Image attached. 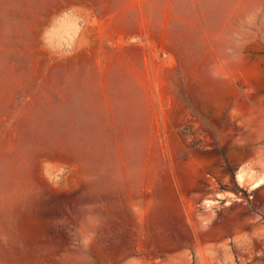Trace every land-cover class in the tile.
Segmentation results:
<instances>
[{
	"label": "rangeland",
	"instance_id": "rangeland-1",
	"mask_svg": "<svg viewBox=\"0 0 264 264\" xmlns=\"http://www.w3.org/2000/svg\"><path fill=\"white\" fill-rule=\"evenodd\" d=\"M0 264H264V0H0Z\"/></svg>",
	"mask_w": 264,
	"mask_h": 264
},
{
	"label": "bare ground",
	"instance_id": "bare-ground-1",
	"mask_svg": "<svg viewBox=\"0 0 264 264\" xmlns=\"http://www.w3.org/2000/svg\"><path fill=\"white\" fill-rule=\"evenodd\" d=\"M259 185V181L255 183V186H258Z\"/></svg>",
	"mask_w": 264,
	"mask_h": 264
}]
</instances>
